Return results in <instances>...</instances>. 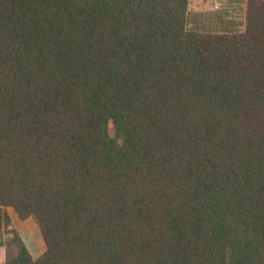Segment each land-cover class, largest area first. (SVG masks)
<instances>
[{
	"label": "trees",
	"instance_id": "16d2710c",
	"mask_svg": "<svg viewBox=\"0 0 264 264\" xmlns=\"http://www.w3.org/2000/svg\"><path fill=\"white\" fill-rule=\"evenodd\" d=\"M188 3L0 0L4 264H264V0Z\"/></svg>",
	"mask_w": 264,
	"mask_h": 264
},
{
	"label": "rangeland",
	"instance_id": "374dc122",
	"mask_svg": "<svg viewBox=\"0 0 264 264\" xmlns=\"http://www.w3.org/2000/svg\"><path fill=\"white\" fill-rule=\"evenodd\" d=\"M246 0H189L186 28L189 31H214L231 29L242 31ZM113 137V126L110 128ZM11 222L9 229L15 230L23 240L27 250L37 259L45 250L37 224L33 217L20 220L11 208L6 209ZM0 264L13 255L14 248L3 245L2 240L11 239V234L1 230Z\"/></svg>",
	"mask_w": 264,
	"mask_h": 264
},
{
	"label": "crops",
	"instance_id": "0c3cea01",
	"mask_svg": "<svg viewBox=\"0 0 264 264\" xmlns=\"http://www.w3.org/2000/svg\"><path fill=\"white\" fill-rule=\"evenodd\" d=\"M11 220V219H10ZM30 255L32 256V254L30 253ZM32 258H33V256H32ZM1 259V258H0ZM34 259V258H33Z\"/></svg>",
	"mask_w": 264,
	"mask_h": 264
}]
</instances>
